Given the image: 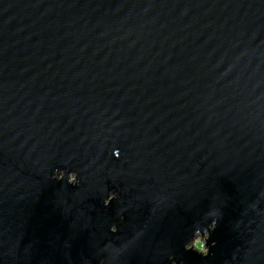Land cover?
<instances>
[{
  "label": "water",
  "instance_id": "obj_1",
  "mask_svg": "<svg viewBox=\"0 0 264 264\" xmlns=\"http://www.w3.org/2000/svg\"><path fill=\"white\" fill-rule=\"evenodd\" d=\"M172 258L264 264V0H0V264Z\"/></svg>",
  "mask_w": 264,
  "mask_h": 264
},
{
  "label": "clouds",
  "instance_id": "obj_2",
  "mask_svg": "<svg viewBox=\"0 0 264 264\" xmlns=\"http://www.w3.org/2000/svg\"><path fill=\"white\" fill-rule=\"evenodd\" d=\"M116 157L120 156L119 150H115L114 152ZM65 178L67 179L68 184L71 185H79L80 179H79V173L76 171L71 172H65L61 169H57L55 171V174L53 176L54 180L58 181H64ZM119 198V193L117 191H112L107 196L106 199H104L105 206H110L113 200H117ZM209 217L211 218V223L207 226H199L195 229L194 235L192 238L187 241L184 245L186 251H194L204 257H207L210 254V246H209V240L211 239L212 233L217 229L219 221L218 218H216V214L209 213ZM118 226L113 224L111 227V231L113 233L118 232ZM215 241H213V245L215 246ZM100 264H106L105 260H101ZM172 264H178V262L175 260V258H172Z\"/></svg>",
  "mask_w": 264,
  "mask_h": 264
}]
</instances>
